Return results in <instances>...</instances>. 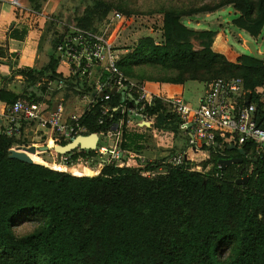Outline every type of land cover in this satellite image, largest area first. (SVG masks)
<instances>
[{
	"label": "trees",
	"instance_id": "16d2710c",
	"mask_svg": "<svg viewBox=\"0 0 264 264\" xmlns=\"http://www.w3.org/2000/svg\"><path fill=\"white\" fill-rule=\"evenodd\" d=\"M227 6L232 7L234 26L258 37L264 27V0H213L196 12ZM182 14L170 8L164 12L165 40L150 54L153 67L163 70L157 77L179 84L175 93L165 92L171 84L158 93L182 97L185 82L202 80L204 72L208 77H251L246 82L250 90L242 97L256 103L255 119L264 129V59L228 49L223 36L212 31L199 34L205 51L197 58L189 38L198 34L184 26ZM10 38L22 35L13 30ZM52 53L45 69H22L16 74L31 84L41 76L63 80L75 94L93 99L87 103L81 125L86 134L98 133L108 122L97 123L102 100L94 97L95 87L58 72ZM133 60L118 61L125 75L132 74ZM132 72L140 77L135 80L144 82V75ZM22 96L37 101L32 93L24 91ZM0 99L11 104L16 95L0 90ZM110 101L119 105L120 95L114 94ZM145 113L155 118L164 113L178 128V118L160 101ZM117 116L114 113L111 120ZM142 139V134L124 126V149L135 147ZM215 141L217 147L197 163L199 171L183 163L149 177L144 173L157 169L159 163L145 162L143 166H107L96 175L76 176L9 158L13 147L23 148L26 143L21 136L0 134V264H264V152H254L251 143L238 149L234 143H224L220 135ZM50 150L55 152L54 145ZM202 150L207 149L203 146ZM237 157L240 163L218 168L219 159ZM245 175L249 177L245 184L235 183ZM33 219L39 220L37 230L20 238L13 235L14 226ZM225 247L227 255L222 252Z\"/></svg>",
	"mask_w": 264,
	"mask_h": 264
},
{
	"label": "rangeland",
	"instance_id": "374dc122",
	"mask_svg": "<svg viewBox=\"0 0 264 264\" xmlns=\"http://www.w3.org/2000/svg\"><path fill=\"white\" fill-rule=\"evenodd\" d=\"M13 1H16L18 5L13 4ZM13 1L0 0V4L12 5L16 11L24 14L28 23H33V27L41 26L39 32L43 51L47 52L46 49H48L49 54L53 52L57 65L60 66V72L63 71V65L59 61L56 51H53V44H57L76 31L90 32V29L93 30L92 33L103 35L107 39L119 61L126 60L127 57H133L132 62L134 64L131 70L139 75L143 74L144 77L141 79L154 92H164L163 87L167 84L173 86L165 92L175 93L179 88L177 82L160 80L157 77L163 70L153 67L155 64H153L150 55L153 47L162 44L165 40L163 15L168 8L183 13L180 16V21L187 29L197 32L198 35L189 38L191 49L197 55V58H202L198 56L205 51L203 38L199 34L206 31L222 35L228 49L240 55H251L246 42L251 41L258 53H262L264 43V27L258 37H251L234 26L232 7H222L213 12H196L200 5L208 2L212 3L213 0ZM116 14L119 16H116ZM85 24H90L91 27L87 29L84 27ZM159 65L162 66V64L156 66ZM38 66L41 65L38 64ZM46 67L47 64L37 69H45ZM131 70L129 69V72ZM128 74L129 76H126L129 79H140V77ZM204 75L202 80H188L183 86L182 98L191 106H197L199 103L198 98L203 95L208 84L223 74L208 77L204 72ZM17 79L20 82H17V80L14 82L17 89L16 99L23 97L22 95L26 91L32 93L34 99L49 106L61 102L66 115L80 114L85 111L87 100L75 94L70 86L58 87L55 81H50L43 76L36 78L34 84H31V81L23 76ZM242 79L245 84L244 92L247 93L250 90V85H246V82L249 84L252 78ZM84 80L82 78L80 82ZM243 99L246 100L244 97ZM171 118L164 115V113H160L157 118L153 117V119L148 120L149 126L146 123L139 128L132 127L137 133L142 134L143 139L135 147L125 148L126 152H131L133 155V157L128 155L123 157L122 160L125 166L142 165L145 162L159 163L157 169L144 173L145 176L156 177L159 173H164L167 166L176 164L177 157L185 149V140L178 131L179 128L175 127L176 121L169 120ZM29 156L36 157V159L32 158L33 161H40L41 158L45 162L51 161V156L47 152H41V154H35L34 156L30 154ZM205 156L208 158L207 153ZM38 157L40 158L38 159ZM184 163L193 170H200V166H196L198 164L192 158H185ZM39 226L40 223L37 219L21 221L13 227L12 233L20 238L34 232ZM222 252L227 255L229 250L225 247Z\"/></svg>",
	"mask_w": 264,
	"mask_h": 264
},
{
	"label": "built area",
	"instance_id": "2783aa9c",
	"mask_svg": "<svg viewBox=\"0 0 264 264\" xmlns=\"http://www.w3.org/2000/svg\"><path fill=\"white\" fill-rule=\"evenodd\" d=\"M12 3L18 5L16 1ZM55 51L61 64L72 76L81 80L84 78L95 87L94 97L99 96V92L103 93L97 123L104 125L108 122V125L96 133L94 149L76 148L64 154L53 151L50 162H45L42 158L40 161H33L28 154L33 163L40 162L39 164L63 169L76 176L96 175L107 166H125L123 157L133 155L121 145L124 126L131 129L142 127L146 123L149 126L148 120L153 119V116L149 117L145 111L155 101H160L170 114L178 118V128L185 135L188 147L194 150L208 154L209 150L217 147L215 139L220 135L223 136L224 143H234L238 149L251 143L254 152H264V129L258 126L255 119L257 106L255 102L243 99V82L239 77L213 79L198 105L191 106L182 97L162 96L148 89L143 81L129 79L119 68V60L103 35L76 31L58 43ZM55 82L58 87L67 86L63 80L56 79ZM114 94L120 95L121 101L117 106H113L110 101ZM82 98L87 99L88 105L93 100L89 97ZM87 109L89 107L85 110ZM83 113L69 116L61 102L49 106L38 100L18 98L9 105L6 114L0 115V134L19 138L24 135V127L31 131L39 128L49 130L55 144L59 141L67 143L77 135H87L81 125ZM114 113L118 114L117 119L111 120ZM29 146L36 148L37 155L41 153L38 148L46 146L49 149L48 145L34 141L27 147ZM203 146L207 150H202ZM185 158L181 154L177 157L176 164H183Z\"/></svg>",
	"mask_w": 264,
	"mask_h": 264
},
{
	"label": "crops",
	"instance_id": "0c3cea01",
	"mask_svg": "<svg viewBox=\"0 0 264 264\" xmlns=\"http://www.w3.org/2000/svg\"><path fill=\"white\" fill-rule=\"evenodd\" d=\"M40 28V25L33 27V23H28L24 14L16 11L12 5L7 3L0 4V49H3V54L0 56V90L15 94L17 89L14 82L16 80L17 82H20L17 78L22 77L21 75H17L15 71L22 69H37L49 62L50 54L48 53V49H46L47 52H44L43 47L41 46ZM13 30H17L18 34H20V36L22 35V38H10V33ZM22 31L23 34H21ZM38 64L41 66L39 67ZM59 68L60 66H58V72H60ZM62 68V75L71 76L64 65ZM80 80L81 78H76V83ZM200 97L198 100H200ZM9 105L10 104L3 102L0 99V115L7 113ZM180 134L185 140V149L181 153L182 155L186 158H192L197 163L206 158L205 154L200 150H194L188 147L185 135L181 132ZM22 137L25 141L24 144L26 143V147L32 141L42 145H48L49 149L41 152L49 153L51 159H53V153H51L53 151L50 150V147L55 145V141L49 130L35 128L31 131L30 128L24 127V135Z\"/></svg>",
	"mask_w": 264,
	"mask_h": 264
},
{
	"label": "water",
	"instance_id": "95a60500",
	"mask_svg": "<svg viewBox=\"0 0 264 264\" xmlns=\"http://www.w3.org/2000/svg\"><path fill=\"white\" fill-rule=\"evenodd\" d=\"M247 47L249 51L251 52V55L258 59H264V43L262 48V53H258L256 47L251 41L246 42ZM99 97H102L103 93H98ZM97 142V134L96 133H90L87 135H77L75 136L71 141L63 144V145H56L54 146L55 151L58 154H64L69 151H72L76 148L79 149H94ZM47 147H40L38 150L45 151L47 150ZM36 152V148L34 146H29L25 148L19 149H11L9 151V158L11 159H17L25 163H33L28 156V154H34ZM241 162V158H230V159H219L217 161L218 168L220 170H223L225 167L231 165V164H238ZM248 176L245 175L243 177H240L235 180L236 184H245L248 180Z\"/></svg>",
	"mask_w": 264,
	"mask_h": 264
},
{
	"label": "bare ground",
	"instance_id": "6f19581e",
	"mask_svg": "<svg viewBox=\"0 0 264 264\" xmlns=\"http://www.w3.org/2000/svg\"><path fill=\"white\" fill-rule=\"evenodd\" d=\"M33 156L35 155V154H32ZM31 158H33V159H36V157H31ZM39 159V158H38Z\"/></svg>",
	"mask_w": 264,
	"mask_h": 264
}]
</instances>
